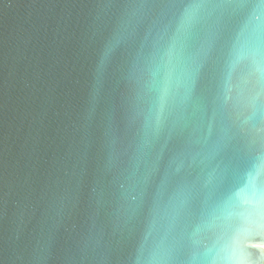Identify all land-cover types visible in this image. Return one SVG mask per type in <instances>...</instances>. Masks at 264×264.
<instances>
[{
    "label": "snow or ice",
    "instance_id": "snow-or-ice-1",
    "mask_svg": "<svg viewBox=\"0 0 264 264\" xmlns=\"http://www.w3.org/2000/svg\"><path fill=\"white\" fill-rule=\"evenodd\" d=\"M97 3L96 77L115 87L66 178L61 215L88 226L60 264H238L231 222L264 219V0Z\"/></svg>",
    "mask_w": 264,
    "mask_h": 264
},
{
    "label": "water",
    "instance_id": "water-1",
    "mask_svg": "<svg viewBox=\"0 0 264 264\" xmlns=\"http://www.w3.org/2000/svg\"><path fill=\"white\" fill-rule=\"evenodd\" d=\"M97 0H0V264H39L84 218L61 215L66 178L86 144L90 109L112 92L96 77ZM264 264V219L231 222ZM147 222L140 234L147 232Z\"/></svg>",
    "mask_w": 264,
    "mask_h": 264
}]
</instances>
